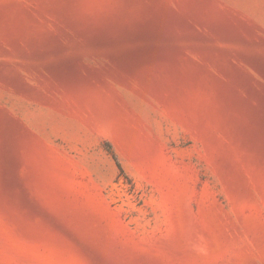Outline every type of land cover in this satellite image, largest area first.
Segmentation results:
<instances>
[{"label": "rangeland", "instance_id": "obj_1", "mask_svg": "<svg viewBox=\"0 0 264 264\" xmlns=\"http://www.w3.org/2000/svg\"><path fill=\"white\" fill-rule=\"evenodd\" d=\"M0 264H264V0H0Z\"/></svg>", "mask_w": 264, "mask_h": 264}]
</instances>
